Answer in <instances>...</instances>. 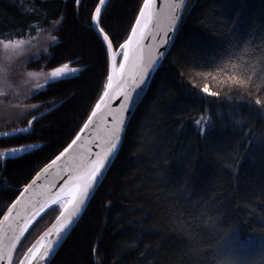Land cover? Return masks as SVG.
Here are the masks:
<instances>
[{
  "label": "trees",
  "instance_id": "obj_1",
  "mask_svg": "<svg viewBox=\"0 0 264 264\" xmlns=\"http://www.w3.org/2000/svg\"><path fill=\"white\" fill-rule=\"evenodd\" d=\"M99 1L0 0V39L62 17L29 69H79L31 95L29 131L0 137V148L39 143L0 159V218L102 95L109 51L92 27ZM142 2H107L99 26L116 48ZM179 25L120 152L50 264H264V0H188ZM60 209L32 225L17 263Z\"/></svg>",
  "mask_w": 264,
  "mask_h": 264
},
{
  "label": "water",
  "instance_id": "obj_2",
  "mask_svg": "<svg viewBox=\"0 0 264 264\" xmlns=\"http://www.w3.org/2000/svg\"><path fill=\"white\" fill-rule=\"evenodd\" d=\"M108 1L105 0L104 4H100V1L97 3L96 8L100 7L99 16ZM187 2L188 0H183V3L181 0H150L146 15L142 17L140 13L144 8L143 0L127 37V39L130 36L133 37L132 44L127 49L129 51L127 61L123 56L125 49L121 47L116 49L110 38L108 40L104 38L105 32L100 31V18L96 19L94 11L92 27L109 51V73L105 88L75 138L49 163L39 169L38 173L19 191V195L1 215L0 254L10 251L11 261L0 259V264H15L21 242L32 225L53 206L65 202L61 190L72 182L73 177L91 167L93 161L101 157L112 144H115L116 147L108 153L103 167L100 168L92 187L88 190V195L84 198L80 211L72 216L70 222L57 234L56 228L64 220L61 213L63 212L64 216L68 215L67 210L61 206L57 217L30 246L40 252L46 249L48 255L40 257L38 252L37 258L29 262L27 259L29 248L21 258L25 264H50L52 262L56 253L84 215L96 189L103 182L104 176L120 152L128 123L148 92L153 74L174 44ZM137 20H140V24H137ZM133 28L137 30L134 36ZM109 40L112 42L111 48L108 46ZM120 53V63H118L117 59ZM121 63H124L122 72L119 71ZM114 66L116 72L113 71ZM109 76L113 77L110 87ZM16 132L17 130L14 133ZM5 134H11V132L2 133L0 137ZM49 243L52 245L51 248H47Z\"/></svg>",
  "mask_w": 264,
  "mask_h": 264
},
{
  "label": "rangeland",
  "instance_id": "obj_3",
  "mask_svg": "<svg viewBox=\"0 0 264 264\" xmlns=\"http://www.w3.org/2000/svg\"><path fill=\"white\" fill-rule=\"evenodd\" d=\"M58 19H48L41 23H34L29 27L27 34L21 37H2L0 40L22 38L26 41L22 50L15 54H8L0 46V132H5L19 126H23L24 121H30L33 114V106L27 102L31 95L40 89L36 85L46 86L44 75L30 76L29 73H48L51 70H32L28 68L29 62L39 57L52 44L55 43L54 30L60 25L53 22ZM70 68V67H69ZM72 69V68H70ZM79 70V69H78ZM67 73V76L77 74ZM31 126V123L28 124ZM39 143H29L23 146L0 148V159L7 157H17L37 148ZM12 149H16L15 152Z\"/></svg>",
  "mask_w": 264,
  "mask_h": 264
},
{
  "label": "snow or ice",
  "instance_id": "obj_4",
  "mask_svg": "<svg viewBox=\"0 0 264 264\" xmlns=\"http://www.w3.org/2000/svg\"><path fill=\"white\" fill-rule=\"evenodd\" d=\"M77 3H79V0H76ZM105 0H100V4H104ZM181 3H183V0H181ZM150 0H144V8L141 10L140 15L143 17L146 15L147 9L149 8ZM28 12H32V9H27ZM96 12V19L98 20L99 18V13H100V7L98 6L95 9ZM62 21V17L53 23L55 25H59ZM137 24H140V20H137ZM101 32H103V28L100 29ZM136 29L133 28V36L136 33ZM104 38L108 40L107 34H105ZM53 41L56 40V37H52ZM133 37L130 36L125 42L120 45L121 48L125 49L123 52L124 60L127 61L129 59V51L127 50L130 45L132 44ZM26 41L22 38H17V39H7V40H0V46L3 47L6 53L8 54H15L18 51L22 50L24 44ZM109 48L112 47V42L109 40L108 42ZM124 69V63L120 64V69L119 71H123ZM77 69L72 68L70 69L68 64H62L59 67H54L51 69L50 72L48 73H29L30 76H39V75H44L46 77L45 83H56L60 78L65 77L67 73L69 72H75ZM113 71L116 72L115 66L113 67ZM109 87L111 86L113 77L109 76ZM37 88H42L43 85H36ZM204 91H208L207 88L204 89ZM99 107V105H97ZM210 118L207 116H202L200 120H197L196 123L197 125H200V131L203 133L205 132V127L203 126L204 124H207L209 122ZM210 130V128L208 129ZM116 147L115 144H112L106 151L105 153L97 158L95 161L92 162L91 167L86 168L85 170L81 171L78 175L72 178V182L65 188L61 190V193L65 197V202L62 204V207H64L68 215L64 216V213H61V216L64 217V220L61 221V224L59 227L56 228L57 234L59 233L60 229L63 228L67 223L70 222L71 217L76 215L80 211V206L81 204L84 203V198L88 195V190L92 187L93 182L96 179V175L99 172L100 168L103 167L104 160L107 158V155L109 152L112 151ZM13 152L16 151V149H12ZM67 151V149H65ZM63 155V153H61ZM59 198V197H58ZM52 245L49 243L47 245V248H51ZM39 252L40 257L47 256L48 251L45 249L44 251L40 252L38 249L35 248H30L28 250V256L27 259L30 262L31 260H35L37 258V253ZM0 259H8L11 261V253L10 251L3 252L0 254ZM20 264H25L24 260L20 261ZM226 264H233L231 261H227Z\"/></svg>",
  "mask_w": 264,
  "mask_h": 264
},
{
  "label": "bare ground",
  "instance_id": "obj_5",
  "mask_svg": "<svg viewBox=\"0 0 264 264\" xmlns=\"http://www.w3.org/2000/svg\"><path fill=\"white\" fill-rule=\"evenodd\" d=\"M180 21H181V20H180ZM103 42H104V41H103ZM104 44H105V43H104ZM108 59H109V57H108ZM15 129L17 130V132L26 133L27 131L30 130V127H29L28 125H27L26 127H25V126H24V127H23V126H22V127L19 126V127H16ZM53 158H54V157H53ZM50 161H51V160H50ZM78 222H79V221H78ZM24 239H25V238H24ZM24 239H23V240H24ZM34 241H35V240H34ZM34 241H33V242H34ZM22 242H23V241H22ZM22 242H21V244H22ZM33 242H32V243H33ZM31 245H32V244H31ZM31 245H30V246H31ZM30 246H29V248H30ZM20 247H21V245H20ZM20 247H19V248H20ZM29 248H28V249H29ZM20 249H21V248H20ZM28 249H27V250H28ZM27 250H26V251H27ZM19 251H20V250H19ZM26 251H25V253H26ZM25 253H24V254H25ZM18 254H19V252H18ZM18 254H17V256H18ZM24 254H23V255H24ZM23 255H22V256H23ZM17 256H16V258H17ZM21 258H22V257H21ZM21 258H20V259H21ZM20 261H21V260H20ZM20 261H19V262H20ZM19 262H18V263H19ZM18 263H17V259H16L15 264H18Z\"/></svg>",
  "mask_w": 264,
  "mask_h": 264
}]
</instances>
